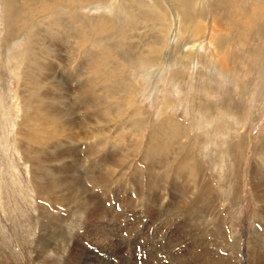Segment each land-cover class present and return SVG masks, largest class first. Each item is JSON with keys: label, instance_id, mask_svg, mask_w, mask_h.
I'll use <instances>...</instances> for the list:
<instances>
[{"label": "rangeland", "instance_id": "rangeland-1", "mask_svg": "<svg viewBox=\"0 0 264 264\" xmlns=\"http://www.w3.org/2000/svg\"><path fill=\"white\" fill-rule=\"evenodd\" d=\"M143 1L151 5L149 10H151L152 6L155 4L163 5V7L168 4L165 9L167 12H170L169 8L174 5V0H159L157 2H154L155 0ZM214 1L215 0H203L204 3L202 4H196L195 2L194 8L196 6L197 9L205 8V12L202 16H199L200 19L197 23L199 27L197 31L195 30L196 28L192 26L188 29H180L179 24L176 23L177 21L174 22L175 17L173 15L171 16L172 22L169 19L164 20L165 28L162 33L159 31V25L156 21L148 22L147 24L144 23V25H138L135 29H130L128 31L129 35L127 36L129 41L127 44H124V47L126 46L128 48V54L130 51L135 52L132 53L136 54L135 56L140 55L137 54L138 52L146 53L137 50L142 49L148 52L149 44L160 40V38L165 42L164 44L161 42V46H159L155 52L157 53L159 49L161 50V54L158 53L156 64H149L152 66H147L148 64L145 62L140 61L139 64L136 62V64H134L135 66L132 64L124 70L123 80L129 83L131 89L132 86L134 87L133 103L141 107L140 117L143 118L140 125H144V121L149 122L142 131V128L138 129L140 125L134 127L135 131L138 129L135 136V141L137 143L139 139H142V145H145L146 137L148 136L147 133L148 130L151 129V124L161 123L163 120L162 118L165 116L174 119L180 125V128L183 129L184 133L187 132L185 139L190 141V147L193 145L195 146L198 158L203 162L207 175L211 176L219 190L221 198L220 207L224 216L223 221L227 229L230 230L231 228L236 230L240 238L239 248L233 251L234 255L233 252L228 250L230 248L229 245L226 249L222 247H214V249L212 248L213 246L210 245L208 246L209 249L207 248L208 251L204 250L205 257L201 254V248L192 255H189L185 250L182 230V232H177V242L170 238V235L172 236V228L170 226L172 220L170 219H173L172 223H179L178 225H180L181 222L179 220L181 218L179 217L178 220L177 216L173 215V217H171L170 213L163 209V205L165 204L162 203L158 204V207H160L159 209H163L160 216L156 217V219L154 215H151L153 216L152 219L150 217L146 218L143 208L144 202H140L142 200L139 199L136 200L134 189L128 185L123 192L124 195L136 200V202H134V207L121 208V211H118L120 214L113 216L112 219L110 218L111 223L109 224V226H112L111 234L114 236L112 239L114 244H117L118 239H116L115 236L119 234L122 239L125 238L126 242L132 244L127 247V249H125L126 247L118 248L120 251L118 249L115 251L108 247L107 241L103 243L99 240V237L102 235L103 221L92 220L89 221L90 226H88L86 220L81 222L77 218V215L71 213L72 216L68 218L66 209L68 205L71 207V202H69V204L51 202L37 194L27 178L28 163L26 164L23 160V153L16 147L17 144L14 141L16 135L15 129L17 126L11 127L10 122L13 121V119H17L15 114L19 101L15 99V91L20 84V77L16 70L13 71L14 73L9 72L7 75L3 73L4 71L12 70L14 67V59H10L5 55L6 50L9 48L11 53H15L26 48V45L23 41V36H21V39L18 38L16 41L13 39L12 41L8 30L5 28V13L0 0V253H2L4 259H6L7 264H60V260H62V262L66 259H68V261L72 260L71 257H73V253L70 250H76L78 254L84 252V255L89 253V256H94L95 262L88 261L89 264H127L125 259L122 260L116 257L118 253L125 258L129 257L127 260H130V264H184L185 262L187 264H216L214 262L218 261V258H220L219 260L229 259L228 264H254L253 262L261 255L264 257V254H261V246L259 245H257L255 251L251 252L248 250L249 239L253 235L251 219L256 208V202L253 199L248 182V168L251 160V147L254 143H259L260 137L264 135V19H262L264 18V14L258 15L260 16L259 19L255 20L256 23H249L250 26H247L248 24H244L243 26L242 17H239L232 27L227 29L223 27L221 22L217 19H215L214 22V15H212L214 11L208 12L212 10ZM259 2L264 4V0H238L239 6H237V8L240 9L241 12L248 14L249 12L252 13L251 6L256 5L258 9L256 12L259 13L261 10H264L263 4ZM84 4L85 3L79 4V10L81 13L83 12L84 15L97 16L103 12L115 21L116 26L122 25L123 17L121 18V16L115 14L116 12L112 13L111 10L107 9L99 10L94 8V5L90 7L89 4ZM54 10H60V12H53L52 16H46V19L50 20L53 15L58 14V16H60L65 13L62 6H57ZM257 21L261 22L258 23ZM258 24H260L261 27L260 25L258 26ZM254 26L256 27L254 28ZM130 33L133 34L131 35ZM46 34L47 33H44V36H41V41L48 43L52 47L56 46L55 48L59 49L62 45L63 47L69 46V44L64 45V42L60 40H57L55 44L51 40V42L46 40ZM6 35L9 39H7ZM61 37L64 38V36ZM72 41L74 44L76 43V39ZM2 44H4V46ZM91 45L88 46V44H85L82 47L78 45L75 50L62 49L59 56L49 57L50 61L54 63L55 75L49 76L46 74L47 70H42L41 79H44L48 83V86L53 91H57L58 94L67 90L71 98L75 96L77 99H75L76 102L74 101V103L76 107L78 106L79 110L77 113L78 118L80 119L83 115L86 116V112H88L89 127L90 125L94 127L93 119H95V115L93 112H98V108L92 107L93 103L91 99L96 100L97 95L100 93L98 97L101 98L102 104L105 105L102 107L101 104V107H99L101 112L111 113V111L114 110V104H112L110 99L112 90H106L105 94L108 96V100H106L102 94L103 91L97 87L98 85H96V88L94 87L93 91L95 93L89 90V92H86L88 93L86 96L85 92H83L84 94H82L85 95V98L82 97L80 92L76 89V87L82 85L88 78L89 80L96 78L95 81L102 78L100 68L93 72V70L96 69L93 65L96 56L94 54L96 47ZM37 52L42 53V50L37 48ZM38 60L41 62L39 58ZM60 60H65L63 61L65 66ZM45 61H47V59H44V62ZM40 62V65L38 64L39 67L42 66ZM57 63H59L60 66L55 65ZM49 66H52V64L50 63ZM39 67H37L35 71L39 72ZM32 76L30 75L29 78L31 80L29 79V81L36 80L34 72ZM55 78L58 80V86L55 84ZM96 83L97 82H95V84ZM43 84L44 83H42V85ZM28 85L32 86V83L30 84L28 82ZM120 88V92L123 93L124 86ZM39 91L43 92L45 90L43 87L38 86V94L40 93ZM28 95L29 93L26 94V97H28ZM72 99L71 102H73ZM86 99V102L90 99L89 109L87 111L84 110L85 101H82ZM58 102L53 107L58 111H62V106ZM32 104L33 106L36 104L35 107H37L39 106V101L31 103L30 108H34ZM57 106H61L60 109ZM71 106L72 104L69 106L70 109ZM200 109L206 113L209 111L207 113L208 118L203 117L204 115L202 114H198L197 111ZM130 110H128V112ZM223 111L224 113H228L222 115ZM117 113L118 112L114 114ZM147 113L149 114L147 115ZM118 114L115 115V119L120 115ZM127 117L128 116L124 113L120 121L114 122L113 118L112 122L109 120L108 124H101L105 127L104 134H106V138H108L106 141H102V138H105L103 134L92 131V129H87L89 130V139L79 140L81 143H79L78 146L81 151L78 156L83 157L88 154V146L86 145L92 140H95L96 143L99 144L103 142L107 143L96 146L95 151L102 147H104L105 150H109L112 147L110 150L112 152H117L118 150L116 149H124L123 146L119 145L131 144L134 138L128 133L127 126H133L134 119L132 121H127ZM206 118L210 119L212 124H206L208 123ZM121 122L127 124L125 125L126 131L123 130V133L120 130L122 126L120 125ZM230 134H242L243 139L248 141L246 148L247 154L241 169L242 183H240L242 187L240 189V199H238L236 205H231L226 194L223 192L225 188L219 187V184L222 185L227 180L228 171L224 170L223 161L220 157L222 151L226 147V140H230L231 138ZM66 136L67 135L64 134V137ZM235 137L236 136H234V139H236ZM129 140H131V142ZM231 141L233 140L229 142ZM65 144L66 143L62 146L64 147ZM57 147H44L45 150L47 149L50 152L47 158H49L51 154L56 153V150L59 149ZM138 152L139 154L137 157L132 158L133 162H131V164L137 165L138 170L141 171L140 174L137 173V177L143 180L145 179V173L147 171V168L144 166L145 161L143 163L140 161L143 148L141 147V149H138ZM61 159L63 158L59 157V160ZM90 159H92V157L89 158V164ZM93 160L96 162V158H93ZM45 163L49 165L48 161H45ZM52 163L54 162H51V164ZM56 164H60V162H56ZM83 165L86 166L85 163H83ZM85 166L81 165L76 170L77 176L82 175L80 184L83 183V185H85L83 175L89 172L86 171ZM69 169L72 173L76 167L74 168V166L71 165ZM65 173L67 174L66 171ZM106 174L107 171L105 172V177ZM128 176L131 177L129 174ZM11 179L16 181L14 185L11 183ZM121 179L124 180L125 178ZM235 185L236 182L233 181L230 186L231 190L234 189L233 186L235 187ZM164 186H166L165 190L164 188L161 189L159 186H156L157 189L156 187L155 189L158 191V194H165V198H167V194H169L168 190H170V182ZM110 188L115 189L116 185L113 183V186H109V189ZM136 189L138 193L137 196H139L140 193L141 196L139 197L150 199V197H147L146 188H142L143 191L138 188ZM182 189L187 191L185 187ZM92 190L100 192V190L96 188ZM164 191L165 193H163ZM110 197L112 202L107 200L108 197L101 193L100 200L101 202L103 201L102 204L104 207L118 206L120 202L116 200L112 194ZM159 197V195H154L157 201ZM111 203L114 205L111 206ZM48 207H51L57 215H61V221L56 219L55 222L60 225V222L64 224V221H66V224L63 225L64 227L67 225L65 227L66 233L60 230L61 234L59 236L57 234L54 237L50 236V231H52V233L54 232V234L57 231L53 228L50 229L49 221L52 220H48V218L43 222L46 226H49V231L45 234L43 230L39 231L40 216H38V213H40V210ZM123 212L124 214H128L126 219L123 217ZM59 228L61 227L59 226ZM136 228L144 231L149 239L143 241L145 239L143 235L138 239V241H143L142 243H137L135 239L131 241L127 240L128 238L131 239L132 235L130 233L136 232ZM61 229L63 230V228ZM66 237L71 238V241L67 242ZM40 240H43L45 245L44 243L36 245V242ZM152 241L155 243V246ZM236 241H238V239H236ZM135 243L136 245H134ZM208 252H210L209 256L207 255ZM235 256L238 257V260L234 258ZM236 260L239 262L234 263ZM74 262L75 260L73 263L71 262V264H76ZM88 262L83 263L79 261L78 263L88 264Z\"/></svg>", "mask_w": 264, "mask_h": 264}, {"label": "bare ground", "instance_id": "bare-ground-1", "mask_svg": "<svg viewBox=\"0 0 264 264\" xmlns=\"http://www.w3.org/2000/svg\"><path fill=\"white\" fill-rule=\"evenodd\" d=\"M157 1L159 0H155L154 2ZM195 2L196 4H202L205 1L174 0L173 7L169 8L170 12H167L165 7L168 4L165 7L160 4H155L152 6V9L149 10L151 5L145 3L143 0H1L6 20H4L6 24L5 28L8 30L12 41L13 39L15 41L18 38L21 39V36H23V41L26 45V48L15 53H11L10 49L7 47L8 49L6 52L4 51L5 55L10 59H14V67L12 70L4 71L3 73L7 75L9 72L14 73L13 71L16 70L20 77V84L15 91V99L19 101L15 114L17 119H13V121L10 122L11 127L17 126L15 129L16 135L14 141L17 144L16 147H18L23 153V160L26 164L28 163V181L31 183L37 194L41 195V197L48 201L67 204L71 202V207H69V205L68 207L66 206L68 218L72 216V213L77 215V218L81 222L86 220L88 226H90L89 221H103L102 235L99 237V240L103 243L107 241V246L115 251L118 248L126 247L125 249H127V247L132 244L126 242L125 238L122 239L119 234L115 236V238L118 239L115 246L112 240L114 236L111 234L112 226H109L111 223L110 218L112 219L113 216L120 214L118 211L123 207H134V202H136L137 199L142 200L140 202H144V207H142L145 210L146 218L150 217L152 219L153 216L151 215H154V218L156 219V217L162 214L163 209L167 210L171 217L174 215L177 216L178 220L179 217L181 218L179 220L181 222L180 225H178L179 223H172L173 219H170L172 220L170 225L172 228V230L170 229L172 231V236L170 235V238L171 240L176 241V238H178L177 232L182 230L183 239L185 241V250L189 255H192L201 248V254L205 257L204 253L206 250L208 251V246L210 245L213 246L212 248L222 247L224 249L229 245L230 248L228 250L230 252H233L234 250L236 251L240 245V238L238 237L237 231L231 228L228 230L223 221L224 216L220 207L221 198L216 184L213 182L211 176L207 175L203 162L198 158L195 146L193 145L190 147V141L185 139L187 132L184 133L183 129L180 128V125L174 119L165 116L162 118L163 120L161 119L162 121L161 123L159 122V124L150 123L151 129L148 130L145 145H142V139H139L138 143L135 141L138 129L142 128V131L149 122L144 121V125H140L143 118L140 117L141 107L136 104L134 105L133 103L134 87L132 86L131 89L129 83L123 80L124 70L132 64H136V62L137 64H139L140 61L145 62L148 64L147 66H152L149 64H156L158 53H160L161 50L159 49L157 53L155 52L159 46H161L160 43L162 42V44H164L165 42L160 38V40L149 44L148 52L146 50L138 49L137 51L146 53L138 52L137 54L140 55L135 56L136 54H132L135 52L130 51L128 54V48L126 46L124 47V44H127L129 41V39H127V36L129 35L128 31L137 28L138 25H144V23L147 24L148 22L156 21L159 25L158 29L162 33L165 28L164 20L169 19L172 22V15L175 17L174 22L177 21L176 23L179 24L180 29L184 30L192 26L195 27V30L197 31L199 27L197 24L200 19L199 16L201 17L205 12V8L197 9V6L194 8ZM80 3L89 4L90 7L94 5V8L99 10L107 9L111 10L112 13L116 12L115 14L121 16V18L123 17V23L121 26H116L115 21L103 12L97 16L84 15V13H81L79 10ZM259 3L261 4L262 2ZM57 6H62L65 13L60 16H58V14L53 15L50 20L46 19V16H52L53 12H60V10H54ZM212 6V10L208 9V12L214 11L212 12V15H214V22L215 19H217L221 22V25L227 29H230L239 17H242L243 26L244 24L250 26L249 23H253L255 20L259 19L260 16L258 15L264 14V10H261L259 13L256 12L258 10L256 5L251 6L252 13L249 12L246 14L241 12V10L237 8V6H239L238 0H215ZM258 8L260 9L261 7ZM259 25L260 24H258V26ZM255 27L256 26H254V28ZM44 33H47V36H45L46 40H51L54 44L57 40H60L61 42H64V45L69 44V46L63 47L62 45L59 49H56V46L52 47L48 43L41 41V36H44ZM61 36H64V38ZM7 39L9 38L7 37ZM74 39H76L77 44L73 43L72 40ZM85 44H88V46L92 44L91 46L96 47L94 53L96 56L93 61L94 68L96 69H94L93 72L100 68L102 78L97 81H95L96 78H93V80H89L88 78L82 85L76 87V89L80 92L81 96L85 98L83 92H85L87 96L88 93L86 92H89V90L92 92L94 87L96 88V85H98L97 87L103 91L102 94L106 100H108V96L105 94L106 90H112L110 99L112 104H114V110L111 111V113L101 112L99 107H101L102 100L98 97L100 93H96L98 94L97 99H91L93 103L92 107L98 108V112H93L95 115V119H93L94 127L92 125L89 127L88 112H86V116L83 115L80 119L78 118L77 113L79 110L78 106L76 107L74 103L75 99H77L75 96H72V98L74 97L72 99L67 90L58 94L57 91H53L48 86V83L44 79H41L42 70H47L46 74L49 76L55 75L54 63L50 61L49 57L59 56L62 49L75 50L78 45L82 47ZM2 45L4 46V44ZM37 48H40L42 53L37 52ZM44 59H47V61L44 62ZM38 61L42 66H38ZM60 61L63 64V61L65 60ZM50 63L52 66H49ZM55 65L60 66L59 63ZM63 65L65 66V64ZM37 67L40 69L39 72L35 71ZM33 72L36 76V80L29 81V77L30 75H33ZM28 82L30 84L32 83V86H29ZM57 82L58 80H56V86H58ZM95 82L97 83L95 84ZM42 83L44 84L42 85ZM38 86L43 87L45 91H39L40 93L38 94ZM121 86H124L123 93L120 92ZM27 93H29L28 97H26ZM93 93L95 92L93 91ZM71 99L73 102H71ZM89 100L88 102H86L87 99L82 100L83 102L85 101V111L89 109ZM36 101H39V106L35 107L36 104L34 106L32 104L34 108H30L31 103H35ZM56 101H59L58 103L61 104L62 111H58L53 107L56 105ZM71 104L72 106L70 109L69 106ZM61 106L57 107L60 109ZM103 106L105 105L102 104V107ZM128 110L130 111L128 112ZM113 112H118L120 115L117 113L119 116L115 119L114 117H116L115 115L117 114H114ZM197 112L198 114L204 115L203 117H207L209 111L206 113L200 109ZM124 113L128 116L126 118L127 121H132L134 119L133 126H127L128 133L134 138L132 139L133 142L131 144L119 145L123 146L124 149H116L118 150L117 152H112L110 150L112 147L109 150H105V148L102 147L95 151L96 146L107 143L103 142L99 144L96 143L95 140H92L86 145L88 146V154L83 157L78 156L81 151L78 146L79 143H81L79 140L89 139V130L87 129H92V131L103 134V137L105 138H102V141H106L108 138H106L107 135L104 134L105 127L101 124H108L109 120L112 122L113 118L114 122L120 121ZM225 113L223 111L222 115ZM148 114L149 113H147V115ZM207 118L206 120H208V123H206V121L205 123L209 125L212 124V121ZM120 125H122L120 130L123 133L126 131L125 125L127 124L121 122ZM135 126H139L140 128L135 131ZM64 134L67 136L64 137ZM230 135V140L233 141L229 142L230 140H226V147L222 151L220 157L223 161L224 170L228 171L227 180L222 185L219 184V187L225 188L223 192L226 194L231 205H236L238 199H240V189L242 187L241 169L247 154L246 148L248 141L243 139L242 134ZM234 136H236V139H234ZM129 141L131 142V140ZM259 141V143H254L251 147V160L248 168V182L252 191L253 199L256 202L255 212L251 219L253 235L249 239L248 250L251 252L255 251L257 245H259L261 246V254H264V135L260 137ZM64 143L66 144L63 147L62 145ZM45 146L53 148L58 146L57 148L59 149L56 150V153L51 154L50 157L47 158V155H49L50 152L47 149H44ZM141 147L143 148V153L141 152L140 161L142 163L145 161L144 166L147 168L145 179L143 180L142 178L140 179L137 177V173L140 174L141 172L138 170L137 165L131 164V162H133L132 158L137 157L139 154L138 149H141ZM59 157L63 159L59 160ZM91 157L92 159H90L89 164V158ZM93 158H96V162ZM45 161H48L49 165H47ZM51 162L54 163L51 164ZM56 162H60V164H56ZM83 163H85L86 166L83 165ZM71 165H73L74 168L76 167L72 173L69 169ZM81 165L85 166L86 171H89L87 174L83 173L85 185H83V183L80 184L82 175H76V170ZM106 171L107 174L105 177ZM128 174L131 177H129ZM121 178L125 179L122 180ZM233 181L236 182V185L235 187L233 186L234 189L231 190L230 186ZM168 182H170V190H168L169 194H167V198H165V194H158L156 186L161 187V189L164 188L165 190L166 186L164 185ZM11 183L14 185L16 181L11 179ZM113 183L116 185L117 189H109V186H113ZM127 185L134 189L136 196L138 194L136 188L141 190L142 188H146L147 197H150V199L139 197L141 196L140 193L139 196H135L136 200L124 195L123 190H125ZM183 187H185L187 191L182 189ZM95 188L100 190V192L92 190H95ZM101 193L106 195L108 197L107 200H110V202H112L110 197L112 194L114 198L120 202L119 205L116 207H104L102 204L103 201L101 202L100 200ZM163 193H165V191ZM154 195L160 196L158 201L154 198ZM160 203L165 204L161 210L159 209L160 207H158V204ZM113 205L114 204L111 206ZM39 212V231L43 230L44 234L49 231V226H46L43 222L48 218V220H52L49 221L50 229L53 228L57 231L55 234L50 231V236L54 237L56 234L59 236L61 234L60 230L63 233H66L65 227L67 225H65V227L63 226L66 224V221H64V224L60 222V225L55 222L56 219L61 221L62 218L60 217L61 215H57L51 207L44 208ZM127 216L128 214H124V219H126ZM59 226L63 228V230L59 228ZM130 234L132 237L131 239H127L129 241L135 239L137 243H142L149 239L147 234H145L144 231L139 230V228H136V232H131ZM143 235L145 239L143 241H138L139 237ZM236 239H238V241H236ZM70 241L71 238H67V242ZM43 243L45 245V242L40 240L39 242H36V245ZM152 243L155 246L153 241ZM134 245H136V243ZM70 251L73 253V257H71L72 260L68 261V259H66L63 262L60 260V264H71L74 260V263L76 264L79 261L83 263L88 261L95 262L93 258L94 256H89V253L84 255V252L78 254L76 250ZM209 254L210 252H208L207 255L209 256ZM116 257L122 260L125 259V262L127 261L126 263L130 264V260H127L129 257L125 258L120 253H118ZM234 258L238 260L237 256ZM219 259L220 258L214 263L228 264L229 259ZM237 260L234 263H238L239 261L237 262ZM253 263L264 264L263 255ZM0 264H7L2 253H0ZM184 264L187 263L185 262Z\"/></svg>", "mask_w": 264, "mask_h": 264}]
</instances>
